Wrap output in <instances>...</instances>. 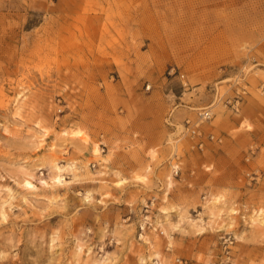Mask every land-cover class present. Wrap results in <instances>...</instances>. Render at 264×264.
<instances>
[{
  "label": "rangeland",
  "instance_id": "1",
  "mask_svg": "<svg viewBox=\"0 0 264 264\" xmlns=\"http://www.w3.org/2000/svg\"><path fill=\"white\" fill-rule=\"evenodd\" d=\"M0 189V264H264V0H0Z\"/></svg>",
  "mask_w": 264,
  "mask_h": 264
},
{
  "label": "bare ground",
  "instance_id": "2",
  "mask_svg": "<svg viewBox=\"0 0 264 264\" xmlns=\"http://www.w3.org/2000/svg\"><path fill=\"white\" fill-rule=\"evenodd\" d=\"M66 132V131H65ZM41 133H43V132H41ZM84 131L83 130H77L76 132H74V135H76V137H80V136H82L83 137V141H82V143L84 142V143H90L89 142V139H85L84 138ZM35 135V134H34ZM33 135V136H34ZM38 135V134H37ZM43 135V134H42ZM87 136V135H86ZM91 141V140H90ZM87 145V144H86ZM53 147V146H52ZM53 148H55V147H53ZM52 149V148H51ZM53 150H55V149H53ZM92 154L95 156V157H99V156H102V152H101V149H100V146L98 145V144H94V146H93V150H92ZM52 165V164H51ZM50 165V166H51ZM54 165V164H53ZM60 165V164H59ZM59 165H55L54 167H53V171L55 172V174H54V176L52 177V178H50V179H52V182H54V183H57V184H65L66 183V179H65V177H64V174H63V171L65 170V168H63L62 166H59ZM52 167V166H51ZM66 167V166H65ZM73 167V166H72ZM74 168V167H73ZM52 169V168H51ZM50 169V170H51ZM73 170V169H72ZM52 171V172H53ZM29 179V178H28ZM32 179V178H31ZM40 182L41 183H39V185L41 184H43V186L45 185V187L46 186H48V182L47 181H45V180H40ZM51 182V181H50ZM124 181H120L119 183H118V185H122V183H123ZM34 182L33 181H30V180H26L25 181V186L26 187H28V188H34L35 187V185L33 184ZM51 184V183H50ZM49 184V185H50ZM168 185H169V187L171 188L172 187V185H173V180H172V178L170 177V179H169V183H168ZM1 190V189H0ZM11 192V191H10ZM90 197V196H89ZM167 214H168V212H166ZM165 213V214H166ZM259 222V221H258ZM263 223V222H262ZM261 223V224H262ZM106 262L105 261H100V262H98V263H96V264H105ZM94 264H95V261H94Z\"/></svg>",
  "mask_w": 264,
  "mask_h": 264
},
{
  "label": "built area",
  "instance_id": "3",
  "mask_svg": "<svg viewBox=\"0 0 264 264\" xmlns=\"http://www.w3.org/2000/svg\"><path fill=\"white\" fill-rule=\"evenodd\" d=\"M203 118L205 119H210L211 116L209 113H205V115H203ZM178 173V171H177ZM176 264H190L187 260L185 259H182V258H177L176 261H175Z\"/></svg>",
  "mask_w": 264,
  "mask_h": 264
}]
</instances>
